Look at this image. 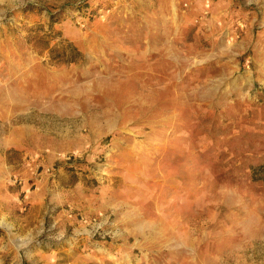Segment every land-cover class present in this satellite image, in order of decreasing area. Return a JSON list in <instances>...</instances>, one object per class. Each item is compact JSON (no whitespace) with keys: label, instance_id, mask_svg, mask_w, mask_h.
<instances>
[{"label":"rangeland","instance_id":"374dc122","mask_svg":"<svg viewBox=\"0 0 264 264\" xmlns=\"http://www.w3.org/2000/svg\"><path fill=\"white\" fill-rule=\"evenodd\" d=\"M0 264H264V0H0Z\"/></svg>","mask_w":264,"mask_h":264},{"label":"bare ground","instance_id":"6f19581e","mask_svg":"<svg viewBox=\"0 0 264 264\" xmlns=\"http://www.w3.org/2000/svg\"><path fill=\"white\" fill-rule=\"evenodd\" d=\"M105 44H106V43H105ZM107 46H108V45H107ZM92 47H93V46H92ZM93 48H94V47H93ZM93 50H94V49H93ZM98 50H101V49H98ZM94 51H95V50H94ZM13 60H14V59H13ZM17 62H18V61H17ZM17 64H18V63H17ZM10 65H11V64H10ZM14 65H15V64H14ZM18 66H19V65H18ZM12 70H13V69H12ZM12 70H11V71H12ZM13 72H14V71H13ZM15 72H16V71H15ZM66 76H67V75H64V74H63L62 79H66ZM22 78H23V77H22ZM37 78H38V77H37ZM46 80H47V79H46ZM68 80H69V79H68ZM21 81H22V80H21ZM66 81H67V80H66ZM75 81H76V80H75ZM34 82H35V81H34ZM35 83H37V82H35ZM64 83H65V82H64ZM61 84H62V83H61ZM76 84H77V83H76ZM12 86H13V85H12ZM6 87H7V86H6ZM79 88H80V87L78 86L77 89H79ZM13 89H14V88H13ZM38 90H39V89H38ZM61 90H62V89H61ZM1 91H2V90H1ZM22 91H23V90H22ZM42 91H43V90H42ZM24 92H25V91H24ZM45 92H46V94H49V92H47V91H45ZM1 94H2V93H1ZM6 94H7V93H6ZM16 94H18V92H17ZM9 95H11V94H9ZM53 95H54V94H53ZM53 95H52V96H53ZM30 96H31V95H30ZM6 97H7V96H6ZM6 97H5V98H6ZM13 97H14V96H13ZM21 97H22V96H21ZM5 98H2V99L5 100ZM8 98H9V97H8ZM22 98H23V97H22ZM11 99H12V98L10 97V100H11ZM15 99H16V98H15ZM15 99H14V100H15ZM24 100H26V99H24ZM52 100H53V99H52ZM22 102H23V99H18V98H17V100H15V105H17V106H18V105H21ZM46 102H47V101H46ZM48 103H50V102H48ZM51 103H53V102H51ZM51 103H50V104H51ZM50 104H48V105H50ZM11 105H12V104H11ZM46 106H47V105H46ZM47 108H48V107H47ZM49 111H50V107H49ZM61 115H62V114H61ZM8 121H9V120H8ZM14 127H15V126H14ZM18 127L20 128V126H18ZM19 128H18V129H19ZM23 131H24V130H23ZM29 131H30V130H29ZM26 132H27V131H26ZM10 139H11V138H10ZM103 218H104V217H103ZM105 221H106V220H105ZM4 222H5V221H4ZM82 222H83V221H82ZM8 225H9V224H8ZM81 232H82V231H81ZM73 248H74V247H73ZM75 250H76V249H75ZM76 258H77V257H76Z\"/></svg>","mask_w":264,"mask_h":264},{"label":"built area","instance_id":"2783aa9c","mask_svg":"<svg viewBox=\"0 0 264 264\" xmlns=\"http://www.w3.org/2000/svg\"><path fill=\"white\" fill-rule=\"evenodd\" d=\"M242 25V24H241Z\"/></svg>","mask_w":264,"mask_h":264}]
</instances>
